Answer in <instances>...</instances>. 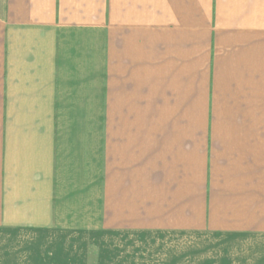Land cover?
Instances as JSON below:
<instances>
[{
	"label": "crops",
	"instance_id": "0c3cea01",
	"mask_svg": "<svg viewBox=\"0 0 264 264\" xmlns=\"http://www.w3.org/2000/svg\"><path fill=\"white\" fill-rule=\"evenodd\" d=\"M183 235L264 264V0H0V264Z\"/></svg>",
	"mask_w": 264,
	"mask_h": 264
},
{
	"label": "rangeland",
	"instance_id": "374dc122",
	"mask_svg": "<svg viewBox=\"0 0 264 264\" xmlns=\"http://www.w3.org/2000/svg\"><path fill=\"white\" fill-rule=\"evenodd\" d=\"M101 243L107 244V239H102ZM135 244L141 245V250L133 253V258L125 264H205L210 254L213 256L214 264L222 255L219 246H212L213 252L210 253L211 248L206 246L201 236H156L133 242V245ZM100 255L105 257L100 264H109L108 253ZM92 264H95V254Z\"/></svg>",
	"mask_w": 264,
	"mask_h": 264
}]
</instances>
